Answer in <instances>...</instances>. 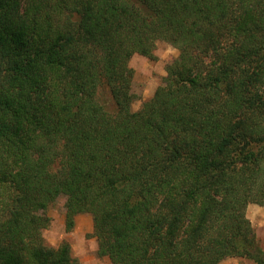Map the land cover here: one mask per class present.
<instances>
[{
  "label": "trees",
  "instance_id": "obj_1",
  "mask_svg": "<svg viewBox=\"0 0 264 264\" xmlns=\"http://www.w3.org/2000/svg\"><path fill=\"white\" fill-rule=\"evenodd\" d=\"M60 196L110 264H264V0H0V264H79L42 235Z\"/></svg>",
  "mask_w": 264,
  "mask_h": 264
},
{
  "label": "rangeland",
  "instance_id": "obj_2",
  "mask_svg": "<svg viewBox=\"0 0 264 264\" xmlns=\"http://www.w3.org/2000/svg\"><path fill=\"white\" fill-rule=\"evenodd\" d=\"M179 54L176 47L166 41H158L154 49L155 59L134 54L129 60V66L133 69V80L131 91L134 100L131 104L133 111L138 110L142 103L150 98L155 89L162 83L166 76V66ZM100 100L112 103L107 92H101ZM65 197L60 196L46 210L45 215L49 218V225L43 230L42 235L45 242L50 246H58L63 241L68 242L73 257L77 258L79 264H110L107 256H100L97 252L98 244L93 233V217L90 213H78L74 216L71 229L66 227L65 219ZM246 216L250 220L258 244L264 251V203H251L247 206ZM220 264H257L253 260L242 257H228Z\"/></svg>",
  "mask_w": 264,
  "mask_h": 264
}]
</instances>
